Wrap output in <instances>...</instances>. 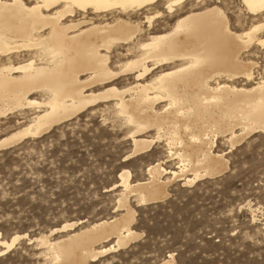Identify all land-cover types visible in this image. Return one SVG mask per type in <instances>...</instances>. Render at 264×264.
Listing matches in <instances>:
<instances>
[{"label":"bare ground","instance_id":"1","mask_svg":"<svg viewBox=\"0 0 264 264\" xmlns=\"http://www.w3.org/2000/svg\"><path fill=\"white\" fill-rule=\"evenodd\" d=\"M159 1L0 0V117L26 108L37 112L0 138V149L40 136L95 102L112 99L117 115L133 125L130 154L148 151L155 139H162L168 157L177 160L176 170L167 171L159 161L149 165L148 178L142 181L131 183L130 173L122 172L115 184L122 189L118 216L80 227L82 221L66 222L35 237L42 264H88L128 246L141 235L131 227L136 211L129 195L136 196L138 205L154 203L169 195L167 185L173 180L191 185L218 176L228 161L212 152V138L224 134L233 147L248 134L264 133V65L253 85L228 83L252 79L256 62L240 56L252 45L261 48L257 41L264 37L258 31L264 23L236 32L218 2L190 9L169 29L136 42L138 54L119 71L133 72V85L91 90L119 74L108 65L110 51L140 36L141 28L127 16ZM178 1H166L165 6L170 11ZM241 2L250 16L264 12V0ZM151 19L147 17L148 25ZM149 130L155 132L154 140L139 137ZM165 174L170 175L162 179ZM67 230L72 231L49 238ZM19 238L0 239V255ZM173 255L157 264H176Z\"/></svg>","mask_w":264,"mask_h":264},{"label":"rangeland","instance_id":"2","mask_svg":"<svg viewBox=\"0 0 264 264\" xmlns=\"http://www.w3.org/2000/svg\"><path fill=\"white\" fill-rule=\"evenodd\" d=\"M166 1L173 0H160L127 16L132 24L139 25L142 33L129 46L120 45L110 51L108 65L111 70L119 72L127 59L138 54L136 42L146 41L149 34L169 29L178 16L209 3L218 2L236 32L264 23V12L250 16L241 0H179L172 4L170 11ZM147 17H152L150 25ZM262 31L264 28L258 31L259 36ZM240 57L256 62L253 77L248 82L240 78L228 83L249 87L262 76L264 50L252 45ZM150 77L146 76L140 82ZM134 83L133 72H119L110 82L91 90L98 93L109 86L121 90ZM31 97L38 99L36 95ZM113 102L112 99L99 100L40 136L26 137L0 149V165L3 166L0 171V225L4 226L0 228V236L5 235V228L11 231V236L4 240L20 235L13 246L0 255V264H42V249L35 237L48 234L66 222L82 221L80 227L118 216L122 211L116 210V205L122 189L115 184L122 172L130 173L132 183L146 180L147 167L157 161L167 171L176 170L177 160L168 157L166 143L162 139L156 140L153 130L139 135L155 139L151 148L130 154L133 143L129 136L134 130L133 125L117 115ZM35 113L34 109L26 108L0 117V138L28 123ZM235 129V132L239 131ZM223 135L212 138L211 150L223 154L228 161L227 170L215 177L200 178L191 185L173 180L167 185L169 195L154 203L138 205L136 196L129 195L128 202L136 211L131 227L141 234L140 237L88 264H157L170 253L174 254L176 264L259 261L260 244L264 242L261 239L264 237V205L259 203L264 189V133L248 134L233 147ZM169 175H163L162 179ZM241 190L247 197L244 201L247 207L239 208L238 212L247 221L244 234L248 239L232 228L237 236L229 242L222 239L223 234H218L217 226L212 224L210 218L216 216L212 208L222 199L240 195ZM71 231L57 232L49 238L53 240ZM165 236L169 238L168 242ZM229 243L239 246L229 247ZM158 244L162 247L167 244L163 254L159 252Z\"/></svg>","mask_w":264,"mask_h":264},{"label":"snow or ice","instance_id":"3","mask_svg":"<svg viewBox=\"0 0 264 264\" xmlns=\"http://www.w3.org/2000/svg\"><path fill=\"white\" fill-rule=\"evenodd\" d=\"M84 6L86 7V5ZM160 6L164 7V5L162 4ZM77 7H80V5H77ZM145 7L147 6L145 5ZM197 7H202V5H197ZM261 36L264 37V31L261 32ZM257 42L260 44L261 48L264 49V39H259ZM0 171H3L2 165H0ZM61 175H63V173H61ZM246 199L247 197L243 195V190H241L240 195L229 196L227 200L222 199V202L219 205L212 208V211L216 213V216L210 219L212 221V224L214 226H217V233L223 234L222 239H226L230 242L233 237L237 236L236 233L232 232V228L238 229L239 233L241 235H244L245 239H248V237L244 234V227L246 226L247 221L243 217V215L240 212H238L239 208L247 207V205L244 204V201ZM253 203H256L255 198H253ZM259 203L264 205V189L261 190ZM0 228H4V226L0 225ZM4 232L5 235L0 236V239H7L11 236V231L9 229L5 228ZM164 239L166 242L169 241V238L167 236H165ZM261 239L264 240V237H262ZM166 246L167 244H165V246L163 247L158 244L159 252L161 254L164 253V248ZM238 246H239L238 244L229 243V247H238ZM5 247L7 248L8 246L5 245ZM260 256L261 259L259 261L250 260V261H246L245 264H264V242L260 244Z\"/></svg>","mask_w":264,"mask_h":264}]
</instances>
